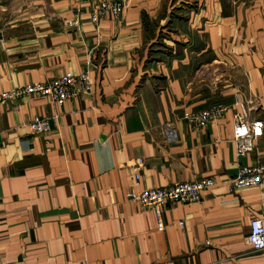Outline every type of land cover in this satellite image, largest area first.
<instances>
[{"label":"crops","instance_id":"1","mask_svg":"<svg viewBox=\"0 0 264 264\" xmlns=\"http://www.w3.org/2000/svg\"><path fill=\"white\" fill-rule=\"evenodd\" d=\"M96 2L0 0V94L81 72L94 83L62 105L0 102V264H264L248 243L264 177L229 185L264 163V134L245 156L233 143L241 104L264 120V0H127L98 28ZM213 106L205 126L185 116ZM35 116L51 131L32 133ZM204 177L200 200L164 206L163 231L126 196Z\"/></svg>","mask_w":264,"mask_h":264},{"label":"built area","instance_id":"2","mask_svg":"<svg viewBox=\"0 0 264 264\" xmlns=\"http://www.w3.org/2000/svg\"><path fill=\"white\" fill-rule=\"evenodd\" d=\"M127 0H98L92 5L90 19L98 28L102 19L107 16L120 17L125 11ZM80 23L73 20L68 26H78ZM94 83L87 72L68 74L54 78L48 82H39L18 86L11 91L0 94V102L10 98H18L24 95L36 94L48 97L56 104L62 105L68 99L80 94H91ZM224 108L213 106L198 112H189L185 116L198 126H205L216 120L223 114ZM28 127L32 133H46L51 131L52 125L49 117L35 116ZM233 143L238 156H245L256 150L258 139L264 134V120L251 117V108L241 104V108L235 114L233 129ZM1 137V133H0ZM145 160L139 158L133 164V185L138 186L142 179V168ZM264 177V163H256L241 166L236 176L230 181L233 190L259 186ZM215 185L211 177H204L196 181H183L165 186L146 188L139 191H128L126 196L140 202L143 206L154 210L158 220V230L166 229L163 219V209L168 202L190 203L200 200L204 191ZM182 225V223H180ZM248 243L253 250H264V218L254 217L250 221V233Z\"/></svg>","mask_w":264,"mask_h":264}]
</instances>
